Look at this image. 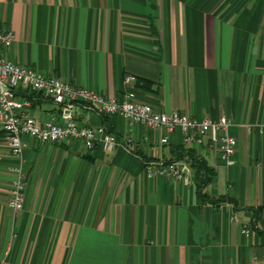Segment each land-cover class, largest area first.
<instances>
[{
  "label": "crops",
  "instance_id": "1",
  "mask_svg": "<svg viewBox=\"0 0 264 264\" xmlns=\"http://www.w3.org/2000/svg\"><path fill=\"white\" fill-rule=\"evenodd\" d=\"M0 28L15 33L2 52L43 74L108 96L135 74L151 83L136 82L133 97L167 112L225 114L237 140L227 165L211 146L185 143L178 126L161 143L165 129L84 102L75 117L113 131L114 149L27 139L15 156L0 127V264H264V0H0ZM26 92L37 121L58 112ZM178 145L214 166L204 190L225 199L197 192ZM158 157L183 159L187 179L147 176L145 161ZM16 163L26 175L20 209L8 204Z\"/></svg>",
  "mask_w": 264,
  "mask_h": 264
},
{
  "label": "built area",
  "instance_id": "2",
  "mask_svg": "<svg viewBox=\"0 0 264 264\" xmlns=\"http://www.w3.org/2000/svg\"><path fill=\"white\" fill-rule=\"evenodd\" d=\"M14 38L12 29L0 28V127L5 131L11 154L20 156L27 139L39 142L80 141L85 151L96 144L106 150L114 149L121 141L113 131L103 124L81 123L75 117L77 104L84 102L95 112L118 116L130 125L141 123L153 130L165 129L166 133L159 138L161 143L166 142L168 132L178 126L185 143L211 146L218 151L219 158L225 164L235 163L237 140L229 131L233 121L227 115L196 117L177 109L168 112L156 109L149 101L133 97L131 89L137 82V76L132 73H126L123 77L121 96H108L59 75L43 74L2 52L1 48L11 45ZM24 90H35L50 97L58 104V112L37 121L29 110L30 98L20 93ZM130 141L127 140L125 144L131 146ZM10 169L14 178L8 204L20 209L25 200L26 175L20 163L11 165ZM186 170L187 164L183 159L158 157L145 161V173L149 177L187 179ZM242 230L246 235L251 231L246 226Z\"/></svg>",
  "mask_w": 264,
  "mask_h": 264
},
{
  "label": "trees",
  "instance_id": "3",
  "mask_svg": "<svg viewBox=\"0 0 264 264\" xmlns=\"http://www.w3.org/2000/svg\"><path fill=\"white\" fill-rule=\"evenodd\" d=\"M140 81V79L137 77V83ZM151 80H141L140 85L143 87L150 86ZM20 92V91H18ZM20 93H23V95H26L27 97L33 96L31 93H27L26 90L21 91ZM105 115V114H102ZM175 158H185L189 161L191 167L193 168V180L195 182L196 190L203 196V198H207L211 201H219L222 199H225V196L223 194L218 195L217 197H214L212 195H209L205 190L204 187L214 178L216 174V170L214 166L208 163L205 156L201 153H199L194 146H184V145H178L175 146ZM171 160V159H170ZM231 199V197H228ZM255 208L253 210L255 218L259 216V209Z\"/></svg>",
  "mask_w": 264,
  "mask_h": 264
}]
</instances>
